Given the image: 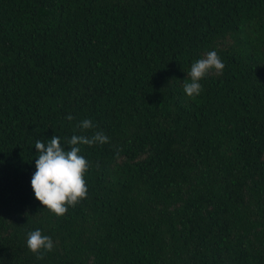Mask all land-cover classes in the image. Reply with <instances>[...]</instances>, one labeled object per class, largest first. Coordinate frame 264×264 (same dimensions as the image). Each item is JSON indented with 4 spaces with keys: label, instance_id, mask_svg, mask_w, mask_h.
Masks as SVG:
<instances>
[{
    "label": "trees",
    "instance_id": "16d2710c",
    "mask_svg": "<svg viewBox=\"0 0 264 264\" xmlns=\"http://www.w3.org/2000/svg\"><path fill=\"white\" fill-rule=\"evenodd\" d=\"M209 51L223 72L189 97ZM96 131L57 217L35 142ZM0 264H264V0H0Z\"/></svg>",
    "mask_w": 264,
    "mask_h": 264
},
{
    "label": "clouds",
    "instance_id": "9594fccd",
    "mask_svg": "<svg viewBox=\"0 0 264 264\" xmlns=\"http://www.w3.org/2000/svg\"><path fill=\"white\" fill-rule=\"evenodd\" d=\"M225 65L216 51H209L201 59L192 63L187 72L188 79L183 83V90L189 97L201 94L203 87L200 83L213 71L223 72ZM72 121L73 116L68 115ZM78 127L84 131L96 127L90 119H84ZM109 142L102 131H96L91 136L72 135L62 145L60 137L54 135L47 143L37 140L35 148V172L31 177V188L39 203L57 217L65 215L69 207H75L81 200L87 198L88 188L85 174L88 172L89 161L81 155L80 145H103ZM67 145L70 150L63 147ZM98 166V165H97ZM26 246L36 254L37 259L43 258V253L54 249L50 236L42 234L37 229L27 234Z\"/></svg>",
    "mask_w": 264,
    "mask_h": 264
}]
</instances>
